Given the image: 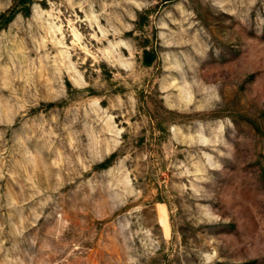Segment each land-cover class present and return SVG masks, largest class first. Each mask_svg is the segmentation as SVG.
Listing matches in <instances>:
<instances>
[{
	"label": "rangeland",
	"instance_id": "rangeland-1",
	"mask_svg": "<svg viewBox=\"0 0 264 264\" xmlns=\"http://www.w3.org/2000/svg\"><path fill=\"white\" fill-rule=\"evenodd\" d=\"M0 264H264V0H0Z\"/></svg>",
	"mask_w": 264,
	"mask_h": 264
}]
</instances>
